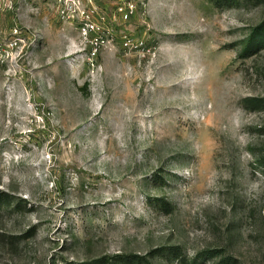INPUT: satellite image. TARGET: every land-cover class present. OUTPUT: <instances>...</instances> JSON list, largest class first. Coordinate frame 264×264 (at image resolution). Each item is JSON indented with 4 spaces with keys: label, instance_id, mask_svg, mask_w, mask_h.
Returning <instances> with one entry per match:
<instances>
[{
    "label": "rangeland",
    "instance_id": "rangeland-1",
    "mask_svg": "<svg viewBox=\"0 0 264 264\" xmlns=\"http://www.w3.org/2000/svg\"><path fill=\"white\" fill-rule=\"evenodd\" d=\"M127 1L0 0V264H264V0Z\"/></svg>",
    "mask_w": 264,
    "mask_h": 264
},
{
    "label": "built area",
    "instance_id": "built-area-1",
    "mask_svg": "<svg viewBox=\"0 0 264 264\" xmlns=\"http://www.w3.org/2000/svg\"><path fill=\"white\" fill-rule=\"evenodd\" d=\"M124 1V6H121L119 9L123 11V14L128 17L130 13L134 11V4L128 2L127 0H122ZM93 30L94 26L87 24L85 27H82V32L86 34L89 30ZM98 44V43H97Z\"/></svg>",
    "mask_w": 264,
    "mask_h": 264
},
{
    "label": "trees",
    "instance_id": "trees-1",
    "mask_svg": "<svg viewBox=\"0 0 264 264\" xmlns=\"http://www.w3.org/2000/svg\"><path fill=\"white\" fill-rule=\"evenodd\" d=\"M264 27V25H263ZM246 103H254L255 106L254 107H257V108H261V107H264V98H256V97H253V98H248L245 100Z\"/></svg>",
    "mask_w": 264,
    "mask_h": 264
}]
</instances>
